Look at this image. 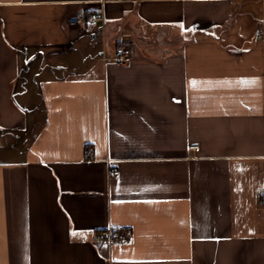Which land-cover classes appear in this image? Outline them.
<instances>
[{"label":"crops","instance_id":"1","mask_svg":"<svg viewBox=\"0 0 264 264\" xmlns=\"http://www.w3.org/2000/svg\"><path fill=\"white\" fill-rule=\"evenodd\" d=\"M259 30L264 0H0V264H264Z\"/></svg>","mask_w":264,"mask_h":264},{"label":"built area","instance_id":"2","mask_svg":"<svg viewBox=\"0 0 264 264\" xmlns=\"http://www.w3.org/2000/svg\"><path fill=\"white\" fill-rule=\"evenodd\" d=\"M68 21L71 23H84L88 27H97L102 21H104V16L96 11L89 13L80 11L79 13L68 17ZM257 37L264 40V30H259L257 32ZM116 57L121 63H128L131 59L130 46L127 43H121L117 49ZM197 146V144L190 145L192 149H195ZM86 154L90 158L94 156L91 149H88ZM113 172L117 173L118 170H114ZM259 203L264 206V193L260 195ZM87 235L90 237L91 241L107 240L109 244H115L118 246H121L130 240V236L125 229L118 226L90 228L87 230Z\"/></svg>","mask_w":264,"mask_h":264},{"label":"rangeland","instance_id":"3","mask_svg":"<svg viewBox=\"0 0 264 264\" xmlns=\"http://www.w3.org/2000/svg\"><path fill=\"white\" fill-rule=\"evenodd\" d=\"M48 62H49L48 59H43L41 56L40 57L38 56L37 63H43V66H45L46 63H48ZM27 69H28V65H27Z\"/></svg>","mask_w":264,"mask_h":264},{"label":"snow or ice","instance_id":"4","mask_svg":"<svg viewBox=\"0 0 264 264\" xmlns=\"http://www.w3.org/2000/svg\"><path fill=\"white\" fill-rule=\"evenodd\" d=\"M245 83H247V81H245ZM73 235H78V233H73Z\"/></svg>","mask_w":264,"mask_h":264}]
</instances>
